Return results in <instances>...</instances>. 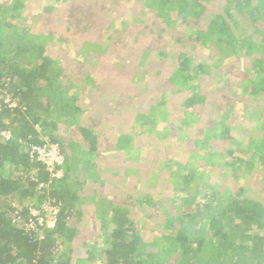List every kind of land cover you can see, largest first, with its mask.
Returning <instances> with one entry per match:
<instances>
[{"label": "rangeland", "instance_id": "rangeland-1", "mask_svg": "<svg viewBox=\"0 0 264 264\" xmlns=\"http://www.w3.org/2000/svg\"><path fill=\"white\" fill-rule=\"evenodd\" d=\"M25 1V7L14 12L13 19L5 18L6 52L18 42L41 43L53 56L50 74L58 78L62 89L78 88L80 100L86 101L84 110L78 113L82 123L98 121L94 131L102 151L96 150L92 157L95 182L89 180L88 188L78 191L76 204L81 214L75 221L77 234L61 246L73 249L72 264L82 262L98 235L109 233L110 207L116 203L148 198L149 202L139 204L140 213L146 209L152 212L140 218L149 229L148 249L157 251V264L163 260L173 264L174 252L167 254L160 240L166 219L195 212L196 204L205 201L201 196L204 193H218L217 204H225L232 196V184L240 179L241 183L247 181L249 189L264 187V112H258L264 107V96L247 97L241 92L250 75L256 79L261 74L252 73L249 57L239 48L211 43L205 47L197 44L188 50L186 44L176 41L178 35L184 37L180 30L173 28V23L166 25L167 18L148 0ZM9 3L11 0H0V16ZM254 26L244 25L240 29L259 38L253 29L264 30V19L257 20ZM160 49L168 50L162 65L154 57ZM148 50L154 66L147 60L142 68L137 63ZM186 50L193 53L188 54L193 63L203 61L210 66L208 73L195 79L199 88L211 86L201 113L189 115L178 108L189 86L175 88L173 84L178 54ZM33 54L28 52L21 58L32 59ZM87 73L96 75V82L87 83L83 78ZM225 84L231 88L227 89ZM233 91L240 93L235 95ZM150 110L158 115L156 121L149 117ZM51 113L56 115L54 105ZM55 120H59L58 133L66 138L75 133L66 130L64 118ZM144 120L150 124L143 125ZM225 125H229L226 137ZM200 126L208 129L205 134L210 143L206 144V151L215 153V157L199 155L196 150L203 137L197 128ZM73 139L70 150L79 158L81 145ZM239 147L247 153L241 154L239 163L230 165L240 155ZM171 158L185 166L182 172L195 175L190 185L178 184V179H173L168 168ZM80 168L75 165L70 173V190L78 187L72 173H79ZM81 175L83 178L76 181L86 178ZM94 190L100 192L95 203L103 208L100 228L94 221L90 200ZM190 197L193 200L188 202ZM207 223L204 220L197 225L203 236L208 234Z\"/></svg>", "mask_w": 264, "mask_h": 264}, {"label": "trees", "instance_id": "trees-1", "mask_svg": "<svg viewBox=\"0 0 264 264\" xmlns=\"http://www.w3.org/2000/svg\"><path fill=\"white\" fill-rule=\"evenodd\" d=\"M25 2L11 0L0 16V131L11 133L9 139L0 135V264H72L73 249H61V246L72 241L77 234L75 221L81 214L76 204L78 191L88 188L89 180L95 182L91 172L94 167L92 157L96 150L102 149L94 131L98 121L91 119L88 124L82 123L78 113L84 110L86 101L80 100L78 88L62 89L58 78L50 74L53 56L41 43L18 42L6 52L5 18L13 19L14 12L25 7ZM148 4H156L157 12L167 18L165 24L173 23L172 27L180 30L184 37L178 35L176 41L186 44L188 50L197 44L205 47L211 43L239 48L243 55L249 57L252 73L261 74L259 78L254 79L250 75L245 80L242 94L247 97L264 96V30L254 28L260 36L254 38L252 33L240 29L244 25L253 27L257 20L264 19V0H224L223 3L215 0H148ZM28 52L34 53L33 58L22 60V55ZM150 52H144L137 65L144 68L149 61L151 67L154 66ZM167 52L165 49L156 51L154 57L158 58L159 65L165 62ZM188 54L193 53L187 50L179 52L178 65L174 69L176 80L173 81L175 88L189 86L178 105L186 115L201 113L211 88H199L195 82L197 76L210 71V66L203 61L193 63L192 55ZM96 77L92 73L83 75L87 83L90 80L96 82ZM226 87L231 88L229 85ZM237 93L240 92L233 91V94ZM8 95L16 100L15 107L7 105ZM162 103L166 104L165 100ZM52 105L56 108L55 116L51 113ZM150 111L152 115L149 117L156 121L158 115ZM258 112H264V107ZM55 117L64 118L66 130L75 132H69L71 139L58 133L59 120ZM257 123L260 124L258 120ZM146 124L150 121L144 120L143 125ZM224 127L223 134L229 136V125ZM197 128L203 135L198 141L201 144L196 147L198 154L215 157V153L206 151V144L210 143L205 134L208 129ZM72 139L77 144L80 142L79 158L70 150L73 149ZM45 140L57 143L65 156L64 175L60 180L48 182L44 166L29 158L28 145L41 144ZM125 141L129 143L127 138ZM239 152L240 155L230 165L239 163L241 154H246L247 150L239 147ZM170 162L168 168L173 179H178V184L190 185L195 175L190 171L182 172L181 168L185 166L174 158ZM75 165L81 166L80 172L86 178L76 181L82 173L73 172L78 187L70 190L67 180ZM40 182L49 186L39 187ZM241 182L242 179L232 184V196L225 204H217L218 193H204L201 196L205 201L196 204L195 212H184L166 219L160 240L167 254L174 252L173 264H264V187L249 189L246 180ZM49 197L60 204L56 227L44 229L41 235H37L26 228L28 207H39ZM99 197L97 190L90 195L98 228L103 223V208L95 203ZM145 198L137 199V202L126 200L110 207L109 233L98 235L96 244L87 249L80 264H157V251L148 249L149 229L140 220L142 215L152 213L148 209L140 213L139 204L149 202ZM23 199H27L28 204L22 203ZM204 220L208 222L206 236L197 228ZM159 264L167 263L163 260Z\"/></svg>", "mask_w": 264, "mask_h": 264}, {"label": "built area", "instance_id": "built-area-1", "mask_svg": "<svg viewBox=\"0 0 264 264\" xmlns=\"http://www.w3.org/2000/svg\"><path fill=\"white\" fill-rule=\"evenodd\" d=\"M9 107L16 106V100L11 99L10 95L6 100ZM0 135L4 139H9L11 133L8 130H1ZM28 155L32 161H36L44 166L48 173L49 180H60L64 175L65 156L59 145L45 140L41 144L31 143L28 145ZM39 187L49 186L40 182ZM60 204L54 198H47L39 207H28L26 228L41 235L44 229L51 230L56 227Z\"/></svg>", "mask_w": 264, "mask_h": 264}]
</instances>
